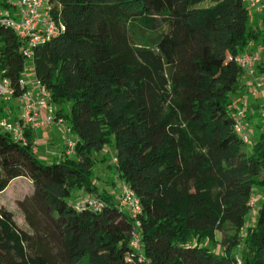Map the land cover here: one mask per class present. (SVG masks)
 <instances>
[{
  "label": "trees",
  "instance_id": "obj_1",
  "mask_svg": "<svg viewBox=\"0 0 264 264\" xmlns=\"http://www.w3.org/2000/svg\"><path fill=\"white\" fill-rule=\"evenodd\" d=\"M53 3L65 31L35 49L34 66L76 156L47 163L30 133L22 146L0 131V194L19 178L32 186L17 203L30 232L0 207V264H264V196L247 223L252 197L264 192V130L248 144L234 130L235 58L264 33L244 2ZM20 48L0 24V67L14 87ZM106 148L101 161L140 200L136 219L92 183L93 156ZM75 191L106 206L78 209L68 202Z\"/></svg>",
  "mask_w": 264,
  "mask_h": 264
},
{
  "label": "built area",
  "instance_id": "obj_2",
  "mask_svg": "<svg viewBox=\"0 0 264 264\" xmlns=\"http://www.w3.org/2000/svg\"><path fill=\"white\" fill-rule=\"evenodd\" d=\"M255 15L252 22L264 31V0H242ZM53 0H0V24L10 28L21 41L20 52L26 59L21 75L14 87L12 81L5 77V71L0 67V131L22 146L29 144V133L33 140V152L37 154L38 144L34 142L32 133L57 124L63 132L71 134L69 125L57 116V106L51 101L50 90L37 78L34 66L35 49L46 41L65 31L64 25L54 19ZM1 58V52H0ZM235 62L242 70L243 88H246L247 97H262V104L258 114L264 120V33L259 42L251 41L241 54L236 56ZM241 80V79H240ZM15 101L13 107L10 102ZM242 105L235 106L234 130L242 137L245 143H250L248 135L247 112ZM67 158L76 156V139L66 138L65 150ZM114 162V161H113ZM117 192L112 193L118 197L119 207L133 219L142 212L140 200L131 187L122 183ZM76 208L85 207L96 212L102 211L106 204L97 197L78 193L74 197ZM258 204L257 196L252 197L250 207L252 210ZM132 235L131 247L135 250L140 244V224L137 222Z\"/></svg>",
  "mask_w": 264,
  "mask_h": 264
},
{
  "label": "rangeland",
  "instance_id": "obj_3",
  "mask_svg": "<svg viewBox=\"0 0 264 264\" xmlns=\"http://www.w3.org/2000/svg\"><path fill=\"white\" fill-rule=\"evenodd\" d=\"M209 5H210V3L207 2V3L202 4L201 7H207ZM255 19H256L255 15H253V13H250V22L251 21L254 22ZM242 98H243L242 94L239 95L237 98H233L234 101L236 100L234 105L235 106L239 105V103H241ZM246 100H247V105H250L254 102L252 97H246ZM14 103H15V101L13 100V102H10V105H12V107H13ZM66 112L69 113L68 107L66 108ZM259 118H260V116H259ZM261 120H263V119L261 118ZM259 122L261 123V121H259ZM65 127L66 126L64 125L63 128H61L62 129V131L60 130L61 133H59V131H58V133H56V132L52 133L51 130H49V128L46 132L44 130H39V131H34L32 133V137L34 139V142L38 144V151L39 150L40 151L41 150L46 151L45 153H43V152L40 153V151H39L40 154L38 153L37 157L40 160L47 162V163H52V162L60 159L59 155L62 154L60 150H62L63 148L65 149V144L63 143V140H62V138H63L62 132H63ZM53 134L57 138L59 135L60 141L55 142L54 145H51L53 147H50L47 149L46 147H44V145L46 142L49 141V139L51 138V135H53ZM69 135H70V139L74 138L73 134H69ZM249 139L251 140L250 136H249ZM254 139H256V138H253L252 140H254ZM105 152L110 153L111 152L110 148H106L105 151H103L99 154H94V156H93L94 159L96 160L97 164L93 170L92 183L96 186L99 193H102L105 190L110 192V193H114V192H117L118 188H120L123 185L122 184L123 182H121V180L117 177L116 172L114 170H112L110 167H108L107 163H104L101 161ZM28 182L29 181L26 180L25 178H19V179L14 180L13 182H11V184L8 186V188L0 194V207L5 208L12 213L13 219H14V221L18 227H20L24 231L30 232L29 226L27 225V223L25 221L24 215L17 205L18 201L27 197L28 194H30V191H32V186H30V184ZM114 183L116 185H113ZM80 193H83V195L85 194L84 191L79 192V194ZM260 194L256 195L257 199H258V203H259V199H261V197L264 196V192H260ZM75 196H78V193L76 191L74 192V197ZM68 202L70 205L74 204L75 203L74 198L72 200L70 199ZM258 209H259V204L255 207V209L252 210V213L248 217V219H247L248 220L247 221L248 226L252 227L254 225L257 214H258ZM245 233H246V230L242 234L243 239H245ZM217 239L218 240L222 239L221 233L217 234ZM211 244L212 243H209V247L211 249H213L216 252H220L219 243H218L217 247L211 246ZM81 264H89V263L87 261H83Z\"/></svg>",
  "mask_w": 264,
  "mask_h": 264
},
{
  "label": "crops",
  "instance_id": "obj_4",
  "mask_svg": "<svg viewBox=\"0 0 264 264\" xmlns=\"http://www.w3.org/2000/svg\"><path fill=\"white\" fill-rule=\"evenodd\" d=\"M240 85H241V87H242V89H241V91H242V96H243V98H242V100L244 99L245 100V103H244V109H245V111L247 112V124H248V130H247V132H248V135L250 136V138H251V140H250V143L253 141L252 139L253 138H256L257 136H258V134L261 132V131H263L264 130V121L263 120H261V116L259 115V114H257L258 113V110H259V108L261 107V104H262V97L259 95V97L258 98H253V103L252 104H250V105H247V100H246V97H247V95H246V88H243V85H244V83H243V80H242V78H241V80H240ZM240 94V95H241ZM235 98H237V97H235ZM236 101V100H235ZM235 101H234V103H235ZM260 101V102H259ZM56 105V104H55ZM240 105H242V103H240ZM57 106V105H56ZM57 109H61L59 106H57ZM259 116H260V118H259ZM258 117V118H257ZM63 119V118H62ZM64 120V119H63ZM259 121H261V123L259 122ZM65 122V121H64ZM65 124L66 125H68L66 122H65ZM262 124V125H261ZM70 127V126H69ZM48 128H49V130H51V132L52 133H54V132H56V133H58V131H59V133H61V131H62V129H61V127L59 126V125H57V124H52V125H50V126H48L47 127V129L45 130V129H43L45 132L48 130ZM61 130V131H60ZM63 133V135H62V140H63V143L65 144V141H66V138H67V136L69 135V134H66L65 132H62ZM71 134H72V132H71ZM70 136V135H69ZM68 136V137H69ZM74 139H76V137H75V135H74ZM60 140H59V135H58V138L53 134V135H51V138L49 139V141L48 142H46L45 143V145H44V147H46L47 149L48 148H50V147H53V146H51V145H54V143L55 142H59ZM46 149V150H47ZM63 150H65L64 148L62 149V150H60L61 151V153H63L64 151ZM40 151V150H39ZM39 151L37 152V154L39 153ZM45 153L46 151H44V150H41L40 151V153ZM39 153V154H40ZM36 154V155H37ZM60 156H62V154H60L59 155V157ZM112 194V193H111Z\"/></svg>",
  "mask_w": 264,
  "mask_h": 264
}]
</instances>
